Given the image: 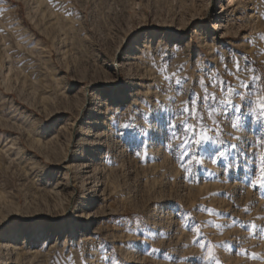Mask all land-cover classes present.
I'll list each match as a JSON object with an SVG mask.
<instances>
[{
    "label": "rangeland",
    "instance_id": "374dc122",
    "mask_svg": "<svg viewBox=\"0 0 264 264\" xmlns=\"http://www.w3.org/2000/svg\"><path fill=\"white\" fill-rule=\"evenodd\" d=\"M245 57L264 86V0H0V264H264V189L229 147L258 164L264 130L217 113L211 150L165 146L201 69L219 95Z\"/></svg>",
    "mask_w": 264,
    "mask_h": 264
},
{
    "label": "snow or ice",
    "instance_id": "6c2138e0",
    "mask_svg": "<svg viewBox=\"0 0 264 264\" xmlns=\"http://www.w3.org/2000/svg\"><path fill=\"white\" fill-rule=\"evenodd\" d=\"M245 65L242 67L240 60L236 59L234 61V66L236 74L238 73H254L249 77L247 81L241 79L237 75V85L233 86L230 82L224 81L222 79H215L212 81L213 89H219V95L216 91L209 92L208 87L205 84V77H212V72L208 69H201L205 72V77H201L199 84L203 89V96L192 92L188 100L183 101L182 106L177 110L172 107L169 108V111L173 113L174 117H182L180 119V125L182 128L178 131L177 124L175 119L168 122L169 132L166 137L167 143L165 146L172 150L175 147H178L181 152V157L189 155L192 150L193 145L200 146L202 151H209L211 148H214L217 144V141L214 137L210 136V132L221 131L220 124L217 120L212 119L217 113L224 115L225 118L231 121V126L237 132L245 129L248 124H257L262 130H264V86L261 85L262 77L256 73V69L252 68L247 61V58H244ZM225 71L232 75V71L225 66ZM219 76V73H216ZM174 76V74H173ZM173 76L165 77L166 82L168 83V90L171 91L175 87L177 93L183 92V85L186 83L187 77L173 79ZM227 94V98H225ZM235 98H239V103L235 102ZM158 105L162 104L161 101H156ZM168 105H175V97H168ZM211 120V124L206 122L205 117ZM194 121V122H193ZM131 125H126L130 127ZM231 135V133H229ZM181 143L176 146L171 143L172 140L181 139ZM151 140V138H149ZM234 139L237 141L236 144H230L229 147L236 154V157L243 154L247 156L248 154L244 151L245 138L242 136H235ZM212 141V144L209 148H206L205 145H208L209 141ZM258 140L264 142V131L261 132ZM164 143L163 140L160 141ZM223 143V141H220ZM142 146L146 150L148 144L142 142ZM225 155H228L227 153ZM236 157H233L231 166L233 170L242 171L243 176H237L236 179L240 180L246 185L250 184L255 189H264V156H260L259 163L257 164L256 154H252L251 161H244V165L241 166L236 163ZM192 160L196 161L197 164L200 163V160L197 159L195 155L191 157ZM215 162V161H213ZM191 171V169H188ZM259 172V175L256 173ZM164 207V206H161ZM169 211H174V209L169 208ZM226 217L230 214H221ZM230 225H223V227H228ZM252 228L255 229L256 225H252ZM193 230L197 233V241L200 242L199 238L202 237V232H200L199 226L193 222ZM261 232H264V228L260 229ZM141 236L143 239L140 241V244L144 246L145 249L150 248V245L147 243L149 236L145 235L141 231ZM227 243V242H226ZM131 246V245H129ZM201 247H205V243H201ZM156 251V250H153ZM208 259H213L212 252L209 250ZM199 264H207L203 258H200ZM219 264V262H217Z\"/></svg>",
    "mask_w": 264,
    "mask_h": 264
},
{
    "label": "bare ground",
    "instance_id": "6f19581e",
    "mask_svg": "<svg viewBox=\"0 0 264 264\" xmlns=\"http://www.w3.org/2000/svg\"><path fill=\"white\" fill-rule=\"evenodd\" d=\"M234 1H235V0H227V2H228V4H229V7L232 6V3H233ZM218 16H219V15H216L215 17H216L217 19L214 20V21H212L214 24L220 22V21H218V18H219ZM88 217H89V220L91 221V219H92L91 216L89 215Z\"/></svg>",
    "mask_w": 264,
    "mask_h": 264
}]
</instances>
